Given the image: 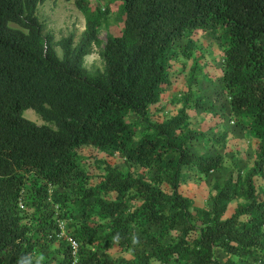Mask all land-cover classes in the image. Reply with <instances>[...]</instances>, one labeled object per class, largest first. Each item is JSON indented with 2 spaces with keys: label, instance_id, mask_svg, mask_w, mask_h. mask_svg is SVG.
<instances>
[{
  "label": "trees",
  "instance_id": "1",
  "mask_svg": "<svg viewBox=\"0 0 264 264\" xmlns=\"http://www.w3.org/2000/svg\"><path fill=\"white\" fill-rule=\"evenodd\" d=\"M46 1L0 0V264H264V0H120L123 28L107 35L96 73L84 62L101 45L108 7L74 0L86 24L76 43L73 34L44 33ZM198 30L219 43L231 120L256 141L253 169L237 167L215 184L207 207L181 192V180L187 170L221 172L224 158L188 144L223 146L225 136L211 141L190 129L185 110L149 117L168 82L167 58H191ZM28 109L46 123L25 117ZM81 147L148 174L106 165L91 183ZM60 222L78 242L76 256L59 238ZM135 243L143 249L131 257L110 252Z\"/></svg>",
  "mask_w": 264,
  "mask_h": 264
},
{
  "label": "rangeland",
  "instance_id": "2",
  "mask_svg": "<svg viewBox=\"0 0 264 264\" xmlns=\"http://www.w3.org/2000/svg\"><path fill=\"white\" fill-rule=\"evenodd\" d=\"M94 1V0H93ZM101 7H108L109 14L106 16L100 30L101 45H93L92 51L86 56L84 65L91 73L104 70L105 62L101 52L109 33H120L123 28L124 14L122 1L120 0H95ZM38 17L44 28L45 34H52L55 40L73 34L78 43L85 30V16L79 10L74 0H47L39 5ZM12 26H17L12 24ZM195 41V48L191 58L180 56L167 58L168 82L161 94L160 101L151 106L149 110L150 120L153 122L165 121L182 110L189 113V128L203 133L206 138L216 141L225 136L223 146L214 145L208 140L201 138L188 144L191 152L197 155L210 156L222 155L224 168L221 172H211L208 175L187 170L181 180V192L193 199L197 206H210L212 188L215 184L224 185L226 180L234 175L237 167L244 172L252 170L256 161V141L250 132L236 125L230 117L228 97L222 91L223 58L222 49L209 31L198 30L190 35ZM189 42V38L178 41L175 49H183ZM60 55L61 49L57 48ZM205 105L201 107L200 105ZM24 116L39 125L46 122L33 110L28 109ZM131 121L139 124V132L146 129L140 119L129 114ZM78 152L88 157L86 168L91 183H95L104 174V167L111 165L122 170H133L140 176L148 174L136 165H129L119 155L111 154L94 147H81ZM144 175V176H145ZM259 185L264 184V178H257ZM169 192V190H168ZM237 202L231 203L228 215H230ZM62 237L67 244L69 236L63 222ZM143 247L135 243L131 251L123 252L117 249L111 250L114 256L131 257L136 255ZM217 256L225 259L226 254L217 250ZM239 264H256L253 259H237Z\"/></svg>",
  "mask_w": 264,
  "mask_h": 264
},
{
  "label": "built area",
  "instance_id": "3",
  "mask_svg": "<svg viewBox=\"0 0 264 264\" xmlns=\"http://www.w3.org/2000/svg\"><path fill=\"white\" fill-rule=\"evenodd\" d=\"M61 233L58 234L59 237H62L63 234H61ZM67 244H69L72 247V249H73L72 253L74 256H76V252L78 250V242L73 237L68 236L67 237Z\"/></svg>",
  "mask_w": 264,
  "mask_h": 264
}]
</instances>
